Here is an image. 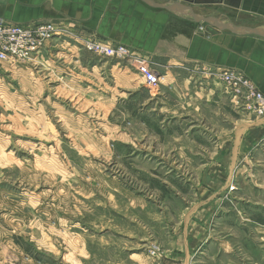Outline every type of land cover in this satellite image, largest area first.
<instances>
[{"label":"rangeland","instance_id":"rangeland-1","mask_svg":"<svg viewBox=\"0 0 264 264\" xmlns=\"http://www.w3.org/2000/svg\"><path fill=\"white\" fill-rule=\"evenodd\" d=\"M47 46L0 66V264H264L250 101L210 66L182 97L149 56L166 75L153 90L76 39Z\"/></svg>","mask_w":264,"mask_h":264},{"label":"crops","instance_id":"crops-1","mask_svg":"<svg viewBox=\"0 0 264 264\" xmlns=\"http://www.w3.org/2000/svg\"><path fill=\"white\" fill-rule=\"evenodd\" d=\"M165 1L171 0H0V16L13 23L57 20L74 23L96 32L100 38L131 47L146 55V59L149 56L153 61L167 63L166 74L175 81L171 84L176 96L184 97L191 89L193 73L196 76L207 66L240 71L264 93V35L218 30L204 22L201 23L205 24L207 34L193 33L199 23L185 14L156 6ZM174 1L190 6L196 14L222 22L264 28V0ZM84 64H90L93 70L98 67L91 57ZM199 64L202 69L196 71L193 67ZM197 78L201 80L200 76ZM196 85L194 82L193 87ZM214 93L211 89L210 95ZM198 94L204 95L200 91ZM163 109L179 113L174 105H161L158 112L164 113ZM246 114L239 125L252 130L259 128L257 138H264V117Z\"/></svg>","mask_w":264,"mask_h":264},{"label":"built area","instance_id":"built-area-1","mask_svg":"<svg viewBox=\"0 0 264 264\" xmlns=\"http://www.w3.org/2000/svg\"><path fill=\"white\" fill-rule=\"evenodd\" d=\"M80 30V31H77ZM206 27L200 23L196 33H205ZM67 36L76 39L84 50L97 57H105L131 66L139 75L144 86L153 90L163 80L161 72L151 66L150 60L121 43H112L86 31L77 24L63 20L31 23H13L0 16V66L4 64L31 61L43 57L48 41L54 37ZM227 85L235 100H249L248 108L256 117H264V93L242 72L232 68L210 69Z\"/></svg>","mask_w":264,"mask_h":264},{"label":"water","instance_id":"water-1","mask_svg":"<svg viewBox=\"0 0 264 264\" xmlns=\"http://www.w3.org/2000/svg\"><path fill=\"white\" fill-rule=\"evenodd\" d=\"M144 1L148 2V0H144ZM156 6L163 9H167L174 13L178 12L180 14H185L192 21H195L197 23L204 22L211 27L213 26L217 28L218 30H228L231 32L243 33V34L264 35V28L235 25L231 22H222L220 20H216L214 18H211L210 16L199 15L196 14L194 11H192L190 6L184 5L182 3H178L174 0L165 1L164 3H160Z\"/></svg>","mask_w":264,"mask_h":264},{"label":"bare ground","instance_id":"bare-ground-1","mask_svg":"<svg viewBox=\"0 0 264 264\" xmlns=\"http://www.w3.org/2000/svg\"><path fill=\"white\" fill-rule=\"evenodd\" d=\"M213 27V26H212ZM165 78V75H163V79Z\"/></svg>","mask_w":264,"mask_h":264}]
</instances>
